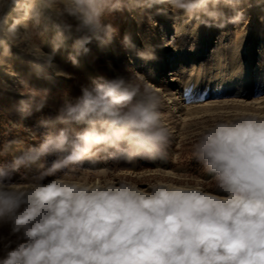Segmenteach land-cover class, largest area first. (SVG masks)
Returning a JSON list of instances; mask_svg holds the SVG:
<instances>
[{
    "label": "clouds",
    "instance_id": "9594fccd",
    "mask_svg": "<svg viewBox=\"0 0 264 264\" xmlns=\"http://www.w3.org/2000/svg\"><path fill=\"white\" fill-rule=\"evenodd\" d=\"M247 3L0 0V65L12 55V46H22L56 75L70 78L53 62L56 51L72 39L68 59L77 65L93 39L110 44L117 29L104 20L114 12L142 14L163 5L157 14L179 19L175 29L188 24L193 30L201 25L223 29L245 22ZM49 22L55 34L53 51L46 53L36 37L49 31ZM122 42L135 48L127 34ZM136 55L145 62L156 59L151 47ZM18 91L35 101L34 106L20 101L24 115L46 106L47 90ZM161 106L160 91L134 70L98 77L75 99L65 94L56 116L39 121L48 129L39 144L0 166V230L8 228L7 236L0 235V264H264V117L217 119L200 131L193 158L211 176L210 188L200 178L193 183L156 179L146 186L129 179H78L101 160L165 159L170 132ZM58 124L64 127L57 131ZM17 143L5 141L0 156ZM49 157H54L50 163Z\"/></svg>",
    "mask_w": 264,
    "mask_h": 264
},
{
    "label": "rangeland",
    "instance_id": "374dc122",
    "mask_svg": "<svg viewBox=\"0 0 264 264\" xmlns=\"http://www.w3.org/2000/svg\"><path fill=\"white\" fill-rule=\"evenodd\" d=\"M157 7L165 6L153 7L142 14L127 10L114 12L104 20L105 23H112L117 29L112 42L100 45L93 39L88 45L90 52L78 56L77 65H73L68 59L69 53L73 52V40H67L65 46L56 51L53 62L59 70L68 73L70 78L56 75L55 69L45 67L42 61H37L22 51V46L11 47L12 55L6 58L7 62L4 65H0V148L5 141L16 140L19 143L13 145L11 153L0 156V166L11 162L13 156L21 151L39 144L48 131L40 126L39 121L56 116L64 103L65 94L68 98L75 99L81 95L83 86H90L98 77L113 78L117 74L127 76L134 70L145 74L148 81L152 78V81H149L150 86H155L161 93L163 122L170 132L167 157L155 161L101 160L91 166L94 170L82 171L78 179L92 183L129 179L146 186L148 182L156 179L193 183L200 178L201 181H205V187H211V183L207 182L211 176L204 171L203 164L193 158V144L200 131L217 119L235 118L249 113L264 117V0H248L244 5L245 22L238 27L229 25L223 29L201 25L193 30L192 24L175 29L174 23L180 24V20L172 18L170 14H157ZM224 11L228 15L232 14L228 9ZM150 20L155 22V26ZM70 22L75 23L71 20ZM23 31L24 29H21V32ZM54 34L49 22V31L44 36L36 37L46 53L53 51L51 41ZM126 34L131 37L135 48L124 46L122 41ZM184 35L193 38H190L191 45L189 44L192 58L187 63L178 60L177 67L174 68L170 64L171 57L178 52V42L183 40ZM226 45L232 46L239 58L251 62V73L247 78L249 84L244 96L217 98L215 96L220 89L213 91L211 85L208 91H213V97L200 106L187 109L184 98L175 89V84L181 82L182 75L192 68L191 64H195L197 68L194 71L203 68L202 74L205 76L209 74L208 72H213L212 68L216 66L213 61L220 54L229 52ZM146 47H151L154 51L155 60L145 62L137 57L136 52ZM202 49L203 51L199 53L198 50ZM34 51L37 55L40 54L38 48ZM235 87L236 85L232 86L230 90L234 92ZM20 89L24 92H28L29 89L47 90L49 95L46 106L38 112L33 110L30 116L19 112L20 101H28L33 106L35 104L31 97L20 95L18 91ZM177 97L181 104L175 106ZM63 127L64 125L58 124L55 130ZM75 127L79 130L85 126ZM52 159L54 157H49L48 162L50 163ZM34 171L35 168L28 171L27 175L31 176ZM183 173L191 175H179ZM15 180L23 182L19 176L15 177ZM0 235L7 236L8 228L0 230ZM2 255L3 250L0 246V256Z\"/></svg>",
    "mask_w": 264,
    "mask_h": 264
},
{
    "label": "bare ground",
    "instance_id": "6f19581e",
    "mask_svg": "<svg viewBox=\"0 0 264 264\" xmlns=\"http://www.w3.org/2000/svg\"><path fill=\"white\" fill-rule=\"evenodd\" d=\"M190 38L192 37H185L184 35V37L182 38L183 40L178 42L179 50L177 53H174L172 55L170 62V64L174 68L177 67L178 60L187 63L192 58V54L189 53ZM167 42H169V39H167ZM226 48L229 51L227 54L224 55L220 54L218 58L215 57L216 59L213 62H215L216 66L212 68L213 72L210 71L208 72L209 74L205 76L202 74V72L204 71L202 70L203 68L194 71L197 68L195 67V64H191L192 68H190V70L188 69L189 71L184 75H182L181 82H177L175 84L176 85L175 89H177L181 97L184 98V103L186 104L187 109L194 108L196 106H200L204 104L206 101H208L210 98L213 97L212 96L213 91H215L216 89H220L218 94H216L215 96L217 98L230 97V96H236V97L244 96L246 92V88L248 87L249 84L247 78L248 75L251 73V62L247 60L244 61L241 59V57L239 58L238 55L232 49V46L226 45ZM102 49L104 50L105 48L102 47ZM202 51L203 49L198 50L199 53ZM175 75H176V71L174 72V76ZM149 81L151 82L152 78H149ZM211 85H213V91L211 90L208 91V88H211L210 87ZM235 85L236 87L233 92L230 89L232 86ZM228 89L230 91L226 92ZM178 104H181V102L177 97L175 99V106H177Z\"/></svg>",
    "mask_w": 264,
    "mask_h": 264
}]
</instances>
